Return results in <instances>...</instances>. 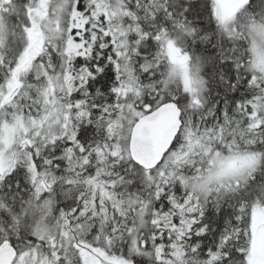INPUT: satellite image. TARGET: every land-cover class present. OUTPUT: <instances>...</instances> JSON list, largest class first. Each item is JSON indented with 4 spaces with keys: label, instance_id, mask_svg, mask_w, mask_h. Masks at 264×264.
Segmentation results:
<instances>
[{
    "label": "snow or ice",
    "instance_id": "obj_1",
    "mask_svg": "<svg viewBox=\"0 0 264 264\" xmlns=\"http://www.w3.org/2000/svg\"><path fill=\"white\" fill-rule=\"evenodd\" d=\"M0 264H264V0H0Z\"/></svg>",
    "mask_w": 264,
    "mask_h": 264
}]
</instances>
